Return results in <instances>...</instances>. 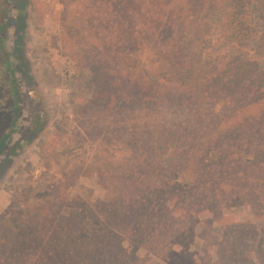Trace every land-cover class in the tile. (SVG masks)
<instances>
[{"label": "rangeland", "instance_id": "1", "mask_svg": "<svg viewBox=\"0 0 264 264\" xmlns=\"http://www.w3.org/2000/svg\"><path fill=\"white\" fill-rule=\"evenodd\" d=\"M155 1L27 0L26 54L48 121L24 152L6 158L9 166L0 171V218L8 217L17 200L26 203L32 223L39 222L36 232L45 249L60 244L72 259L66 264H264V0H175V11L168 10L173 15L160 17L158 24L153 14L145 18ZM181 11L182 21H175ZM166 25L170 29L164 30ZM174 35L175 42L167 46ZM188 61L201 70H192ZM197 73L219 77V84L204 92L210 102L220 103L214 122L222 135L216 144L235 147L231 162L244 157L245 168L239 171L250 180L239 182L215 156L210 161L215 179L211 172L204 176L194 149L189 168L186 162L181 165L188 172L185 185L198 179L188 193L199 192L200 202L189 196L190 202L162 203L164 216L153 211V201L148 222L129 226L123 220L129 221L126 214L141 201L118 196L138 195L136 186L145 183L132 178L134 165L155 161L178 171L191 141L186 134L173 141L155 132L167 123L148 109L128 116L110 111L109 95L134 87L124 81L127 75L132 82L175 88ZM234 114V123L245 125L243 134L225 137L224 129L234 124L225 121ZM174 122L175 128L183 125ZM260 124L261 130L251 135ZM249 138L258 143L254 156L246 148ZM150 174L147 181L154 170ZM162 181L155 177L151 184ZM44 194L55 197L51 204ZM116 208L121 210L118 221ZM51 211L61 214L50 215L48 222ZM45 224L59 226L56 242L45 239ZM83 242L86 255L78 253Z\"/></svg>", "mask_w": 264, "mask_h": 264}, {"label": "trees", "instance_id": "2", "mask_svg": "<svg viewBox=\"0 0 264 264\" xmlns=\"http://www.w3.org/2000/svg\"><path fill=\"white\" fill-rule=\"evenodd\" d=\"M174 2L175 0H156L152 3V7L145 18L148 19L151 16L150 14H153L152 17H155L154 19H156L157 24L161 22L159 20L160 17L164 16L168 19V10L170 9L174 12L176 9H172ZM182 12H179V18L175 17V21H182ZM172 15L169 14V17ZM165 29H170V27L166 25ZM147 33L151 34L148 31L144 32V35H147ZM179 36L183 38L181 32ZM27 37V0H0V171L8 168L9 161L7 159L24 152L28 146L39 138L47 127L48 118H46V111L44 109L43 92L33 75L32 67L26 54L25 44ZM175 40V35L171 36L168 43L166 42L167 46L171 41L175 42ZM172 49L174 50V48ZM169 55L172 54L169 53ZM189 62L187 64L192 70H201L198 68V63L193 61L194 66ZM212 67L214 68L215 65H212ZM187 72H189V69H187ZM124 79L127 85L133 83L134 87L121 92L119 95L117 93L110 94L107 103L110 111L114 110L113 112H115L118 110L119 113L124 112L128 116V113L148 109L151 116L158 115L164 118V121L167 123L165 127H156L155 132L168 136L167 139H170L171 136L174 139H172L173 141H176L175 138L178 134H186L188 136L187 140L191 141L188 149L189 153L184 157L185 160H179L181 167H178V171L171 172V170H167L161 163L159 164V162L156 163L155 161L139 162L138 165H134L137 167L131 170L133 172L132 178L138 176L139 183L140 181L145 183L136 186L138 195L129 193L130 195L128 194L127 197L121 198L118 196L120 199L132 200L138 198L137 200L141 201L139 206L132 207L131 212L126 214L129 221L124 219V222L129 223V226H134L135 228L143 226L145 221L148 222L146 220L148 215L147 210H149L153 201H155L156 207L153 211L157 215L159 213L164 216H166V213H163L162 203H166V205L173 204L178 200L190 202L188 190L191 185L194 187L198 184V179L193 178L195 177V173L194 175L191 174L193 178V181L190 183L191 185H185L188 172L184 173L185 168L182 167L181 163L186 162V169L189 168L194 149L200 155L197 163L204 165V176H206L205 172H208V174L211 172L213 174L212 178L215 179V164L214 162H210L213 161L215 156L217 161L221 160L224 162L226 167L231 171V176H234L239 182L250 180V178L245 179L246 176L244 177L239 171L245 168V164L243 163L244 157L238 158L239 160L235 163L231 162L230 156L236 154L234 152L235 147L233 145L218 147L216 144L222 135L219 131L220 127L214 122L216 117H218L216 116V108L220 106V103L214 104L213 100L210 102L209 97L204 95V92H207V89L212 84H219L218 76L208 73L203 75L197 73L196 78H191L187 81L189 82L187 85L175 88L165 86L163 83L156 81L146 82L138 80L142 82H132L129 75ZM246 90L245 86L242 87V91ZM29 95L31 96L30 108L33 113L32 119L29 118L27 110V96ZM263 114L264 107L260 111V115L263 116L260 119L262 123L264 122ZM237 117L236 114L228 117L225 124H230L232 121L234 123ZM248 117L250 118V116ZM206 118L211 122H205ZM150 119L144 123V126L149 125ZM174 120H179V122L181 121L180 123L184 120L189 121L186 126H184L183 122V125L175 128L177 123ZM200 121L202 123L199 125L192 123ZM243 121L246 124L249 120L247 121L243 118ZM252 122L253 124H258L253 120ZM243 126L245 125L241 122L234 123L224 129L226 133L222 131L223 135H226L225 137H232L234 134L239 133L242 136L243 132L240 129ZM260 127L261 124L252 127L251 130L253 132L251 135L256 131H260ZM149 129L148 127L147 132L151 131ZM249 139L246 148L250 152L249 154H253L254 156L253 149H255V152L259 151L257 149L258 143L255 144L253 138ZM204 140L206 141L203 142ZM132 144L134 147L137 145L136 143ZM166 153L165 149L164 155ZM152 170H154V175L147 181V178L151 176ZM155 177L156 179H163V181L152 185L151 180L153 181ZM127 179L129 178L127 177ZM181 180L184 184H182ZM52 187L56 191V194H54L56 197L59 187L56 185ZM48 188H51V186ZM55 197L50 194L42 196L49 204L52 203ZM190 197L194 198L193 201L200 202L202 196H200L199 192H195ZM25 204L17 200L9 207L8 217L0 218V223H2L0 224V264H13L14 262L16 264H66V260L72 262L68 252L60 244H55L52 248L45 249L44 240L40 239L36 232L39 222L35 221V223H32L31 213L28 212V206ZM114 212L116 221H118L121 210L116 208ZM60 214V211L47 212L46 218H48L49 222L50 215L54 219V217ZM131 215H136L134 220H130ZM41 222L44 223V221ZM61 227L63 229L61 231H64L65 226L61 224ZM58 229L59 226L52 228L46 226V224L44 225V230L46 231L45 239H47L48 243L52 241L56 242L53 240V237ZM80 235L81 237L85 235L83 230L80 231ZM85 244L86 242L82 243L81 250L78 253L86 255ZM78 253H74L73 255Z\"/></svg>", "mask_w": 264, "mask_h": 264}]
</instances>
